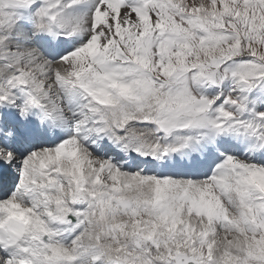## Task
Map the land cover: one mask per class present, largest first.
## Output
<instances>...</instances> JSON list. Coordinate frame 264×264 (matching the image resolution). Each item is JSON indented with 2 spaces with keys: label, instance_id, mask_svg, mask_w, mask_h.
Segmentation results:
<instances>
[{
  "label": "snow or ice",
  "instance_id": "6c2138e0",
  "mask_svg": "<svg viewBox=\"0 0 264 264\" xmlns=\"http://www.w3.org/2000/svg\"><path fill=\"white\" fill-rule=\"evenodd\" d=\"M0 264H264V0H0Z\"/></svg>",
  "mask_w": 264,
  "mask_h": 264
}]
</instances>
